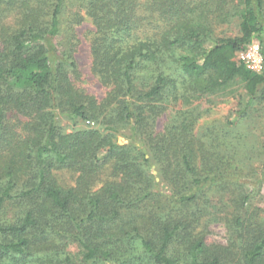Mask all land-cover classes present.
I'll use <instances>...</instances> for the list:
<instances>
[{"label":"trees","instance_id":"trees-1","mask_svg":"<svg viewBox=\"0 0 264 264\" xmlns=\"http://www.w3.org/2000/svg\"><path fill=\"white\" fill-rule=\"evenodd\" d=\"M66 3L0 0V264H264L247 183L264 185V142L200 129L195 105L236 82L240 113L264 102V71L237 60L264 57V0ZM86 19L102 98L77 84ZM61 116L87 126L63 133Z\"/></svg>","mask_w":264,"mask_h":264},{"label":"rangeland","instance_id":"rangeland-1","mask_svg":"<svg viewBox=\"0 0 264 264\" xmlns=\"http://www.w3.org/2000/svg\"><path fill=\"white\" fill-rule=\"evenodd\" d=\"M78 4L79 0H67L66 10L68 12L75 11ZM232 25L228 28L225 27V34L234 35L237 33L235 25ZM91 30V23L87 19L76 29L80 42L76 46L75 59L81 74V78L77 84L87 93L97 98H102L105 91L90 73L91 59L88 32ZM179 104L180 103L177 105ZM244 104L245 96L242 91V86L238 82L213 95L203 96L195 102V105L200 106L203 110H209V112L199 120L198 127L203 130L204 128L210 126L230 128L232 124L231 129L234 130V133L237 135L240 134L242 137L245 136V142L251 144V146L254 142L258 148L259 142H264V102L255 103L249 106L242 114L240 111L243 109ZM57 122L60 131L63 133H70L77 129H83L87 126L86 123L79 120L73 122L63 116L58 117ZM163 122L164 118L159 120V128L162 127ZM125 143L126 142L123 138H118V144L122 145ZM152 174L155 177V181L159 182V178L157 177V172L154 167H152ZM61 179L67 185L74 184V178H72V175L69 173L66 176H61ZM247 183L253 192L248 205L249 210L256 208L264 211V185L260 184V180H250L247 181ZM213 230L218 232V236L216 235V232L213 239H215L216 236L219 238L221 235L222 240L223 227L221 225H215L213 226ZM57 246H59L56 249L58 253L60 252V254L64 253V255H69L75 262L78 260L79 249L73 242L68 241L67 243H58ZM92 264L108 263L94 262ZM139 264H151V261L146 259Z\"/></svg>","mask_w":264,"mask_h":264},{"label":"built area","instance_id":"built-area-1","mask_svg":"<svg viewBox=\"0 0 264 264\" xmlns=\"http://www.w3.org/2000/svg\"><path fill=\"white\" fill-rule=\"evenodd\" d=\"M237 60L252 73H262L264 71V57L260 46L256 43L249 45L245 50L237 55Z\"/></svg>","mask_w":264,"mask_h":264}]
</instances>
